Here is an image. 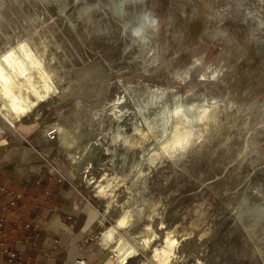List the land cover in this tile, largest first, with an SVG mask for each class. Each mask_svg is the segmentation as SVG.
Listing matches in <instances>:
<instances>
[{"label":"rangeland","instance_id":"obj_1","mask_svg":"<svg viewBox=\"0 0 264 264\" xmlns=\"http://www.w3.org/2000/svg\"><path fill=\"white\" fill-rule=\"evenodd\" d=\"M0 94L59 128L115 229L112 264L122 238L147 264H264V0H0ZM119 97L128 134L150 120L158 137L128 151L110 139ZM193 103L206 115L163 150L171 112ZM126 209L134 220L119 228Z\"/></svg>","mask_w":264,"mask_h":264},{"label":"crops","instance_id":"obj_2","mask_svg":"<svg viewBox=\"0 0 264 264\" xmlns=\"http://www.w3.org/2000/svg\"><path fill=\"white\" fill-rule=\"evenodd\" d=\"M0 100L13 113L0 115V241L24 264H112L115 229L104 230L106 212L64 160L59 135L47 136L54 126L44 109L19 115ZM126 264L147 262L130 257Z\"/></svg>","mask_w":264,"mask_h":264},{"label":"bare ground","instance_id":"obj_3","mask_svg":"<svg viewBox=\"0 0 264 264\" xmlns=\"http://www.w3.org/2000/svg\"><path fill=\"white\" fill-rule=\"evenodd\" d=\"M145 94L149 98H151V95L154 94V92L151 93L148 90V92L144 93L143 95H145ZM139 98H141V96ZM139 98L135 99V97H134L132 99H133L134 105H136L139 108L140 112L142 113L145 105L144 106L141 105ZM121 99H122L121 97H119L118 99L115 98L110 103V105H108L109 108L106 111L107 117L112 116V117H114V120H116L115 125L111 124L109 127L110 131L112 132L110 139H112V141L114 143L120 144L119 146H125L126 151H128L130 149L140 148V147L144 146V144H147L148 142H150L153 138L158 137L155 134V132L153 131V125L150 124V120L149 121L146 120L147 127H142V125H140V123L136 122L135 119H131V120H133V123H132L133 135L130 136L128 134V131L126 128V126L128 124L126 123V119L128 118V116H130L132 114V112H131L130 108H122L119 105V103L121 104L123 102V101H121ZM199 109H202V110L199 111ZM205 112H206L205 106L203 104H199V103H193L192 105H190V107L189 106L186 107L184 105L176 106V108L171 112V114H173V113L180 114V117L178 119L172 121V124L170 127V132L167 134L165 140L161 143L163 150L170 151L171 149H174L177 146L183 145L186 142H188L189 134L191 133L192 128H194V126H195V124L191 123V121L195 122V121L199 120L200 118H202L204 116V114L206 115ZM103 114H104V112H103ZM124 116H125V119L123 121L119 122V120H121V118H123ZM107 121H108V118H106L103 121V126ZM57 129L60 132L58 127H57ZM111 144H113V143H111ZM108 151H110V150H108ZM150 153H153V152H150ZM108 183H110V182H108ZM104 184L100 185V189H99L100 194H104L107 191L108 186L104 185ZM133 220H134V214L132 213V210L126 209L124 214L116 220L117 221V227H119V228L126 227ZM147 241H149V240H147ZM171 242H173V240L168 238V240L166 241V245L162 249H159V248L155 249L154 256L158 257V256H160V254H162L164 256H166L165 254L169 255L168 254V248H169ZM113 251H115V254H116L117 260H118L117 263H119V264H125L127 262L128 258L138 254L137 247L128 243L125 240V238H122L121 240H119L118 245L115 246ZM165 258H163V259H165Z\"/></svg>","mask_w":264,"mask_h":264},{"label":"built area","instance_id":"obj_4","mask_svg":"<svg viewBox=\"0 0 264 264\" xmlns=\"http://www.w3.org/2000/svg\"><path fill=\"white\" fill-rule=\"evenodd\" d=\"M58 133H59L58 129L56 127H52L51 129L48 130L47 136L50 139H53L57 137ZM0 255H4V259L0 261V264H15V263L24 264L22 262L20 253L9 249L7 246H5V244L2 241H0ZM76 263L85 264V260L80 259Z\"/></svg>","mask_w":264,"mask_h":264}]
</instances>
